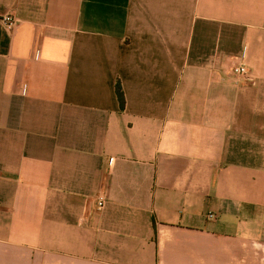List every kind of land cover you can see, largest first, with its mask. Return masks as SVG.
I'll list each match as a JSON object with an SVG mask.
<instances>
[{
	"label": "crops",
	"instance_id": "obj_1",
	"mask_svg": "<svg viewBox=\"0 0 264 264\" xmlns=\"http://www.w3.org/2000/svg\"><path fill=\"white\" fill-rule=\"evenodd\" d=\"M0 264H264V0H0Z\"/></svg>",
	"mask_w": 264,
	"mask_h": 264
},
{
	"label": "built area",
	"instance_id": "obj_2",
	"mask_svg": "<svg viewBox=\"0 0 264 264\" xmlns=\"http://www.w3.org/2000/svg\"><path fill=\"white\" fill-rule=\"evenodd\" d=\"M2 23L7 29H12L16 25L17 20L12 16L7 15V16H4L2 18ZM231 75H232L233 81H239L240 79L246 78L247 77L246 66L244 64L234 65L231 69ZM105 202H106V194L104 192H99L96 195V199H95V209L101 210L103 208ZM206 218L208 220L215 219V214L208 213L206 215Z\"/></svg>",
	"mask_w": 264,
	"mask_h": 264
},
{
	"label": "trees",
	"instance_id": "obj_3",
	"mask_svg": "<svg viewBox=\"0 0 264 264\" xmlns=\"http://www.w3.org/2000/svg\"><path fill=\"white\" fill-rule=\"evenodd\" d=\"M115 94H116L120 108H123L125 100H124L123 91L118 81L115 83Z\"/></svg>",
	"mask_w": 264,
	"mask_h": 264
}]
</instances>
